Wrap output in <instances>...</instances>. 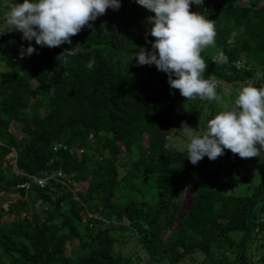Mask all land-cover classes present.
<instances>
[{
  "label": "trees",
  "instance_id": "16d2710c",
  "mask_svg": "<svg viewBox=\"0 0 264 264\" xmlns=\"http://www.w3.org/2000/svg\"><path fill=\"white\" fill-rule=\"evenodd\" d=\"M9 3L0 0L1 21ZM203 3L190 11L214 20L215 48L200 55L218 101L186 99L154 65H137L153 13L135 0L107 9L71 45L33 40L37 50L21 58L20 32L0 39L12 45L0 55V199L10 202L0 213V264H183L200 255L195 264H264V175L250 193H228L234 178L218 174L246 158L225 149L192 165L184 148L164 147L168 135L185 137L182 122L202 132L242 86H264V0ZM76 44L80 52L59 63ZM221 50L227 62H213ZM209 162L216 181L198 173ZM59 171L70 186L34 181Z\"/></svg>",
  "mask_w": 264,
  "mask_h": 264
},
{
  "label": "clouds",
  "instance_id": "9594fccd",
  "mask_svg": "<svg viewBox=\"0 0 264 264\" xmlns=\"http://www.w3.org/2000/svg\"><path fill=\"white\" fill-rule=\"evenodd\" d=\"M135 2L153 13L146 18L150 27L146 30L145 40L150 43V48L139 46L132 55L137 65H154L167 75L170 88L178 89L186 99L199 97L218 101L217 82L203 77L207 64L200 55L205 47L215 44L214 20L200 12L190 11V5H202L204 0ZM120 7L121 0H10L3 21L5 29L20 32L21 39L28 42L26 47L23 44L20 46L18 54L23 58L37 50L31 43L33 40L40 47L71 45L70 37L85 26L92 27L91 22L107 9L115 11ZM149 35L155 39L149 42ZM236 36L237 32H231L227 43L233 44ZM79 52L80 44H76L62 50L56 59L59 63L66 62ZM213 62L226 63L227 56L221 50ZM95 63V57H90L86 67L91 70ZM179 129L186 137L183 145L185 158L192 165L205 156L215 160L224 154L225 149L240 158L261 156L264 152V86H242L233 106L210 118L206 130L195 131L183 122ZM165 141L164 147L171 149L175 146L176 137L168 135ZM38 179L41 178L34 181L39 185Z\"/></svg>",
  "mask_w": 264,
  "mask_h": 264
},
{
  "label": "rangeland",
  "instance_id": "374dc122",
  "mask_svg": "<svg viewBox=\"0 0 264 264\" xmlns=\"http://www.w3.org/2000/svg\"><path fill=\"white\" fill-rule=\"evenodd\" d=\"M2 1H6V0H2ZM7 6L8 5H6V7ZM5 11L6 10H4V12ZM5 28H6V24L4 21H1V18H0V31L4 30ZM7 32H9V30L5 29L3 34H0V39L3 38ZM25 43H28V42L25 41ZM11 46L12 45H10L8 41H2V43H0V55L9 56L7 55V52ZM211 48L212 49L215 48V45H211ZM228 101L230 105V103L232 102L230 100ZM229 105L222 104L219 107V111L224 110L225 108H229L228 107ZM180 137L176 138V145L178 147L183 148V145L186 142V137L184 138H180ZM246 159H247V163L245 164L244 168H239V167L234 168L233 167L228 170L221 171L218 174L219 179H216V175H214L215 174L214 172L217 169V163L215 162L214 163L209 162V166H207L206 168L198 167V173L204 179H207V178H210L211 180L216 179V180H219L220 182L227 180L229 177L231 178L233 177L234 181H233L232 187L230 188L225 187L224 188L225 192L229 193L233 191V193L236 195L248 194L251 192V188L253 187V185H255L264 175V152L261 153V156H255L253 158H246ZM193 174H195V172ZM212 176H214L215 179H213ZM76 190L79 192H85L86 184L78 186ZM191 202H192V193L188 192L185 194L184 200L181 202L180 207L182 211L176 217V225H178L184 212L191 205ZM9 203H10L9 200L7 199H0V213H2L5 210V208L8 206ZM166 239H167V236H166ZM195 257L196 258L194 259L184 261L183 264H193V263L195 264L196 262L201 261L203 258L201 255L195 256Z\"/></svg>",
  "mask_w": 264,
  "mask_h": 264
},
{
  "label": "built area",
  "instance_id": "2783aa9c",
  "mask_svg": "<svg viewBox=\"0 0 264 264\" xmlns=\"http://www.w3.org/2000/svg\"><path fill=\"white\" fill-rule=\"evenodd\" d=\"M205 3H203L202 5H204ZM209 11L211 10V8H209L208 9ZM50 178H53V179H56V180H58V181H60V182H64V180H63V178H65V176H64V174L62 173V172H57V173H55V174H53V175H47L46 177H44V178H41V179H38V183H39V185L41 186V187H44L46 184H47V182H48V180L50 179ZM67 186H70V180H67L66 182H64Z\"/></svg>",
  "mask_w": 264,
  "mask_h": 264
}]
</instances>
